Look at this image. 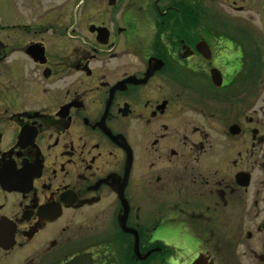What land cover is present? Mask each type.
<instances>
[{"label": "flooded vegetation", "instance_id": "1", "mask_svg": "<svg viewBox=\"0 0 264 264\" xmlns=\"http://www.w3.org/2000/svg\"><path fill=\"white\" fill-rule=\"evenodd\" d=\"M25 1L0 264H264V0Z\"/></svg>", "mask_w": 264, "mask_h": 264}, {"label": "rangeland", "instance_id": "2", "mask_svg": "<svg viewBox=\"0 0 264 264\" xmlns=\"http://www.w3.org/2000/svg\"><path fill=\"white\" fill-rule=\"evenodd\" d=\"M52 5L62 4V3H68V4H76L79 0H50ZM29 2V0H27ZM21 3V0H0V19L6 20L8 17H14V5H18ZM23 3L26 4V1L23 0ZM49 3V2H48ZM87 4L86 2H83L82 5ZM76 10V9H73ZM75 13V12H73Z\"/></svg>", "mask_w": 264, "mask_h": 264}, {"label": "water", "instance_id": "3", "mask_svg": "<svg viewBox=\"0 0 264 264\" xmlns=\"http://www.w3.org/2000/svg\"><path fill=\"white\" fill-rule=\"evenodd\" d=\"M218 85V84H217Z\"/></svg>", "mask_w": 264, "mask_h": 264}]
</instances>
